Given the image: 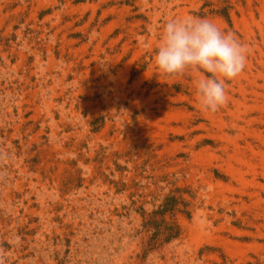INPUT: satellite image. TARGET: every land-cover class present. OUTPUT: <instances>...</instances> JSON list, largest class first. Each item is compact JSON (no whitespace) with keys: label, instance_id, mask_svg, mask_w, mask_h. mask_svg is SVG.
<instances>
[{"label":"rangeland","instance_id":"rangeland-1","mask_svg":"<svg viewBox=\"0 0 264 264\" xmlns=\"http://www.w3.org/2000/svg\"><path fill=\"white\" fill-rule=\"evenodd\" d=\"M171 17L247 49L215 113L155 65ZM0 264H264V0H0Z\"/></svg>","mask_w":264,"mask_h":264},{"label":"clouds","instance_id":"clouds-1","mask_svg":"<svg viewBox=\"0 0 264 264\" xmlns=\"http://www.w3.org/2000/svg\"><path fill=\"white\" fill-rule=\"evenodd\" d=\"M158 41L154 61L159 71L169 77L191 74L200 109L219 110L227 101V83L246 66V47L208 18L171 17Z\"/></svg>","mask_w":264,"mask_h":264},{"label":"trees","instance_id":"trees-1","mask_svg":"<svg viewBox=\"0 0 264 264\" xmlns=\"http://www.w3.org/2000/svg\"><path fill=\"white\" fill-rule=\"evenodd\" d=\"M222 16L228 20L227 15ZM175 192L181 193L180 190H176ZM177 214L189 220L191 217L189 204L182 200L181 197L176 198L174 195H171L148 216V220L144 221L142 226L143 230L149 234L145 243L143 255L180 238L181 229L174 221V217ZM144 215L145 214L142 213L143 218ZM167 217L169 221L166 220Z\"/></svg>","mask_w":264,"mask_h":264}]
</instances>
